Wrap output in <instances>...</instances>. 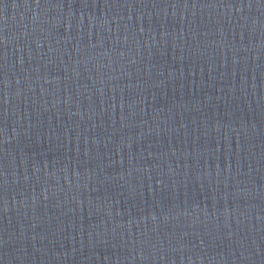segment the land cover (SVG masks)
<instances>
[{
	"label": "water",
	"instance_id": "water-1",
	"mask_svg": "<svg viewBox=\"0 0 264 264\" xmlns=\"http://www.w3.org/2000/svg\"><path fill=\"white\" fill-rule=\"evenodd\" d=\"M0 264H264V0H0Z\"/></svg>",
	"mask_w": 264,
	"mask_h": 264
}]
</instances>
